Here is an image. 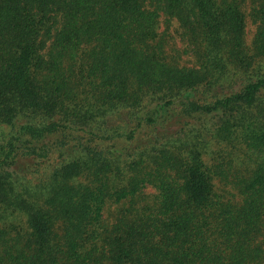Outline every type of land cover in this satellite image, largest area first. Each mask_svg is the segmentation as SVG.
I'll list each match as a JSON object with an SVG mask.
<instances>
[{"label":"trees","instance_id":"obj_1","mask_svg":"<svg viewBox=\"0 0 264 264\" xmlns=\"http://www.w3.org/2000/svg\"><path fill=\"white\" fill-rule=\"evenodd\" d=\"M0 264H264V0H0Z\"/></svg>","mask_w":264,"mask_h":264},{"label":"rangeland","instance_id":"obj_2","mask_svg":"<svg viewBox=\"0 0 264 264\" xmlns=\"http://www.w3.org/2000/svg\"><path fill=\"white\" fill-rule=\"evenodd\" d=\"M174 27L177 26L176 23H174L173 25ZM254 32H255V26L248 21L247 25H246V33H245V40L247 42V45H250L254 36ZM179 46L182 47V43H179ZM186 60H192V58H185Z\"/></svg>","mask_w":264,"mask_h":264}]
</instances>
